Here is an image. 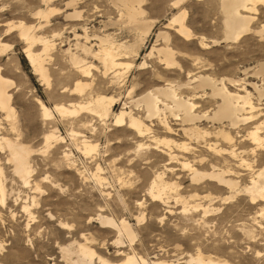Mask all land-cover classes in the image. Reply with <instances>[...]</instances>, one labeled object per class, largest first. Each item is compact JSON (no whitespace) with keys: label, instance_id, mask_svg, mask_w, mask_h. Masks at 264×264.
I'll return each mask as SVG.
<instances>
[{"label":"rangeland","instance_id":"1","mask_svg":"<svg viewBox=\"0 0 264 264\" xmlns=\"http://www.w3.org/2000/svg\"><path fill=\"white\" fill-rule=\"evenodd\" d=\"M26 1L0 0L1 40L8 47L0 57V67L5 71V78L13 83L9 91L17 129L13 130L0 113L1 134L16 141L17 132L20 133V141L30 151L32 171L26 185L15 175L12 166L7 165L8 154L0 151L6 198L4 205L0 202V243L3 245L0 264H124L127 256L142 258L148 264H196L190 258L198 256L229 264H264V219L259 216L264 204L252 205L243 193L218 187L206 179L194 183L179 162H171L165 156L167 148L155 150V143L152 144L154 139L191 143L181 130L187 126L169 118L173 133L168 135L156 119H146L143 106L136 109L131 104L157 88L173 84L178 88V95L191 99L198 110H211L215 104L207 97L208 88L195 93L186 86L189 73L215 79H245L247 83L262 85L263 79L254 76V69L264 62V38L255 35L264 25V8L256 6V12L251 14L250 31L242 34L239 41L225 42L221 0H185L177 6L173 5L177 0H142L141 18L151 25L146 36L138 25L126 22L124 12L112 0H75L73 6H68L73 0H54L57 10L52 21L54 26L43 32L55 45L47 62V84L27 60L26 46L16 31L8 30L9 24L20 20L18 16L28 21ZM180 10L186 12V25L193 33L189 41L176 34V26L166 27ZM75 11L81 13L79 19L71 18ZM161 32L169 36L168 43L175 51L178 68L166 69L157 53L149 57L154 46L164 45L158 39ZM85 35L95 53L99 37H108L117 44L138 45L137 56L128 54V58L120 61L130 63L131 68L120 70L119 77L113 72L105 74L97 59L75 49L76 36L83 37L79 42L85 44ZM203 39L208 48L201 47ZM38 47L36 50L41 52ZM68 49L82 59L86 57L84 60L93 65L88 77H81L70 64ZM246 69L250 70L248 74H244ZM77 81L90 83L83 95L70 92ZM228 88L231 92L235 89ZM248 90L254 93L249 87ZM98 96L116 100L114 114H119L127 104V111L142 119L151 129L150 134L138 137L129 126L115 127L113 115L103 120L92 113L68 118L55 112L56 106L70 108ZM38 101L52 111V119L43 118ZM254 102L259 104L256 97ZM260 105L263 121L264 101ZM201 128L213 131L215 127L204 123ZM52 133L62 141L48 143L46 137ZM235 135L233 132L237 149L249 152L253 148L251 143L239 138L246 135L245 129H241V136ZM83 140L97 145L96 151L86 155ZM218 143L220 147H227ZM191 146L196 151L187 155L190 161L202 157L216 165L217 157L204 144L198 146L193 142ZM171 149L182 159L181 151ZM248 159L258 170L264 165V152H258L256 157L249 155ZM234 164V161L230 163L234 171L241 173ZM209 166L206 162L199 169L207 172L211 170ZM162 173L168 183L179 186L177 192L190 203L188 211L183 212L184 206L175 200L174 193L166 204L150 199L151 181ZM96 174L104 179L102 185L95 180ZM242 175L231 177L240 182L241 189L249 184L251 172H242ZM194 195L198 198H192ZM231 195L233 198L225 201ZM195 203L217 211L203 215L201 208H192ZM24 206L33 213L34 220L24 211ZM99 215L118 224L126 220L135 231L134 240L131 242L117 230L102 225ZM142 217L144 220L139 221ZM84 245L94 253L92 260L81 255L79 246Z\"/></svg>","mask_w":264,"mask_h":264},{"label":"bare ground","instance_id":"2","mask_svg":"<svg viewBox=\"0 0 264 264\" xmlns=\"http://www.w3.org/2000/svg\"><path fill=\"white\" fill-rule=\"evenodd\" d=\"M112 1L116 6H119L122 9L128 24L138 25L139 30L144 34V36L149 33L151 25L144 22L141 18L143 14V10L140 6L142 4V0ZM183 1L185 0H177L173 3V5L177 6ZM26 2H28L26 4L27 13L29 14L28 21L23 19L21 16H18L16 18L20 17V20L16 23L9 24L8 30L14 29L16 31L18 39L26 46L25 56L27 60L40 78L45 83L49 84V70L47 68V62L50 59L51 52L53 51L55 45L53 44V40L46 37L43 32L53 28L54 25H52V21L54 13H57V10L54 9V0H27ZM74 4L75 0H73L68 6H73ZM258 5H261L264 8V0H221L220 11L224 25L223 41H237L242 34L250 31V24L253 21L251 14L256 12V6ZM186 16V12L184 10H180L177 15L173 16V20L166 25V27L176 26V34L185 41H189L192 39L193 33H191L186 25ZM80 17L81 13L76 11L74 15L71 16V18L76 19H79ZM3 23L5 22H2V24ZM8 30L5 34L9 32ZM255 33V35H259L261 39H263L264 25H262ZM8 34L7 36H10ZM2 37L3 35L0 34V57L4 56L5 51L8 48L5 44H3L1 40ZM84 38L86 42L85 44H82L79 40L83 39V37L76 36L77 44L75 49L80 50L83 55L91 56L97 59L102 66V70L105 71V74L113 72L116 73L115 77H119L121 75L120 70H129L131 68L130 63L120 62L122 58H126V55L128 54L137 56L139 51V48L136 49L138 45L135 47L134 45L117 44L110 41L108 37H99L98 52L95 53L93 46H89L87 43V35H85ZM158 39H162L164 45L159 48L154 46L149 57L152 56V54L157 53L161 64L165 66L166 69L170 70L178 68L179 64L174 57L176 55L175 51L170 48L168 43L169 36L165 32H161L158 35ZM200 43L203 49L208 48V45L204 43V39L201 40ZM216 43L217 42L214 41L213 45ZM38 46L41 47V52H38L40 49L38 51L36 50V47ZM67 53L69 55L70 64L77 69L80 76L83 78L88 77L93 65H89V63L84 60L86 57L82 59L77 54H73L74 52L72 53L71 49H68ZM254 71L255 77L263 79L262 85L257 83H247L245 79H215L209 75H191L189 73V79L186 86L192 88L195 93L200 91L204 92V90L208 88L210 94H208L207 97H209V99L215 104L212 109L210 108L211 110H198L197 105L193 103L191 99L188 97L187 99H184L178 95V88H176L173 84H167L165 87L157 88L141 97L140 100H135L130 103L134 105L136 109L139 108L140 105L143 106V112H145L146 119H156L160 125L165 128L168 135H172L173 133L169 118L180 120L184 126H187V128H181L184 136L191 143L195 142L198 146L204 144L208 148L206 150L217 157L215 162L216 165L208 163V160H205L202 157H199L198 160L192 157L194 160L190 161V158L187 157V155L193 154V152L196 151L194 147L191 146V143L179 144L168 139H154L152 144L154 145L155 143V150L167 148L168 152L165 156H167L171 162H179L178 164H181V168L189 172V176L194 183H198L206 179L217 184L218 187L227 188L232 192L243 193L250 198L252 205H257L259 203L264 204V165L260 169L255 170L254 164L250 161V159H248V156L253 155L256 157L258 152H264V120H261V117H263V110L260 108V103L264 101V62L260 63ZM249 72L250 70L246 69L244 74H248ZM4 75L5 71L0 67V113L3 114V120L8 122L13 130L17 131L16 126L13 123L15 121V111L12 106V93L9 91L13 83L5 78ZM191 85L195 86L191 87ZM228 86L234 87L236 91L234 92V89L233 92H231ZM88 87H90V83L77 81L74 89L70 92H73L74 95H83ZM181 87H183V85ZM248 87L251 88L254 93L250 92ZM254 97L257 98V103L259 104L254 102ZM83 102L71 105L70 108L64 105L56 106L55 112L57 115L59 114L62 117L68 118H75L85 113H92L103 120L108 119L113 115L115 127L129 126V128L136 132L138 137H145L148 133L150 134L151 129L144 124L142 119L134 116L132 111H127V104L123 105L124 108L119 114H114L113 108L117 102L113 98L98 96L96 98L91 97L88 102ZM37 104L40 106L43 118L45 120L52 119V111H50L41 101H38ZM204 123L210 124L211 127H215L214 130L210 131L209 129L201 128ZM241 129L246 130V135H240ZM1 130L2 128L0 126V151H4V153L6 152L8 154L7 165H11L15 175L22 179V181H24L27 185L29 184V178L32 173L30 166V151L26 148V146H23L20 141L19 137L21 135L19 132H17L18 139L13 141V139L11 140L2 136ZM233 132H236L237 135L235 136H241L239 137L240 139L244 138V140L242 139L243 141L251 143L253 148H251L249 152L246 150H240L239 148L237 149ZM54 134L56 133H52L46 137V141L48 143L52 140L62 141V138H59ZM219 141L227 145V147H220V144L218 143ZM142 147L143 145L140 146V148ZM173 147H175V149L177 148L178 151H181L182 155L180 156L182 159L172 152L173 149L171 148ZM82 148L84 153L89 155L96 151L97 145H93L87 142V140H83ZM65 157L69 156L66 155ZM232 161L236 162L234 165H236V168L240 171L251 172L249 184H245L243 189H241L242 186L239 181L232 179L235 175H237L238 178L243 176L242 172L237 173L232 168L233 166L231 167L230 163ZM206 162L207 164H210L209 167L211 170L207 172L201 171L199 166ZM220 162L224 163V167L218 166L221 164ZM100 170L101 169L98 167L97 171ZM164 175L165 174L162 173L156 177L154 176V180L152 179L153 181H151L148 190L150 199L153 202L166 204L167 201L172 198V193H174L173 195L176 197L175 200L182 203L184 206L183 212L188 211L190 203L177 192L179 186L174 183H168L164 179ZM232 175L234 176L232 177ZM94 177L100 185L103 184V178L97 174L94 175ZM3 178L4 167L0 165V202L4 205L6 198ZM232 195L226 198L225 201L233 198ZM193 197L198 198L197 195L192 196V198ZM206 198H209V196ZM192 208L195 210L201 208L203 215L217 211L215 209H210L209 206L204 207L199 203H195V206ZM23 209L25 212L29 213L27 206H24ZM32 214L33 213L30 212L29 216L33 219ZM259 216L264 219V207L260 210ZM143 218L144 217L140 218L139 221ZM99 221L102 225H106L117 230L119 235L128 237L131 242L134 240L135 231H133L132 227L126 220H122L118 224L111 218L99 215ZM2 250L3 245L0 243V251ZM79 250L83 258L92 260L94 253L87 246H79ZM70 252L71 251H67V253ZM139 262L142 264H148L144 259H139L134 256H127L124 264H138ZM190 262H195L196 264H229L227 262L205 260L201 256H198L197 258H190Z\"/></svg>","mask_w":264,"mask_h":264}]
</instances>
